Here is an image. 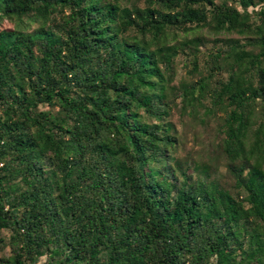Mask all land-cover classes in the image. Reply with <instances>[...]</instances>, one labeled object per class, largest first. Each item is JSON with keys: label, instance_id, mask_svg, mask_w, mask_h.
<instances>
[{"label": "trees", "instance_id": "obj_1", "mask_svg": "<svg viewBox=\"0 0 264 264\" xmlns=\"http://www.w3.org/2000/svg\"><path fill=\"white\" fill-rule=\"evenodd\" d=\"M6 20L0 264H264V0H0ZM188 121L215 154L179 157Z\"/></svg>", "mask_w": 264, "mask_h": 264}, {"label": "rangeland", "instance_id": "obj_2", "mask_svg": "<svg viewBox=\"0 0 264 264\" xmlns=\"http://www.w3.org/2000/svg\"><path fill=\"white\" fill-rule=\"evenodd\" d=\"M35 27H36L35 25H32L31 29H34ZM12 28H14V24L6 20L0 29L4 30V29H12ZM197 35L205 36L207 39L211 41H213V39L215 38L224 37L223 35H214L213 33H210L207 30L200 31L196 34V36ZM196 36L193 34L190 35L180 34L178 36V41H182L184 39H191ZM231 37L236 38L237 36L233 35ZM174 43L175 41L173 40L171 42V45ZM177 69L179 71L177 77L178 79L186 77V72L183 69V62H180V65L179 67H177ZM179 125H180L179 126L180 134L182 136V142H183V146L178 152L179 157L185 159L189 157L188 156L189 153H192L194 159L201 160V159H207L208 157L216 153L215 132L213 129H209L207 131L204 127H202V125L196 124L191 121H188L185 125L181 123ZM219 163L221 167L220 171L222 173H225L226 172L225 161L221 158Z\"/></svg>", "mask_w": 264, "mask_h": 264}, {"label": "built area", "instance_id": "obj_3", "mask_svg": "<svg viewBox=\"0 0 264 264\" xmlns=\"http://www.w3.org/2000/svg\"><path fill=\"white\" fill-rule=\"evenodd\" d=\"M3 166V164L0 162V168Z\"/></svg>", "mask_w": 264, "mask_h": 264}]
</instances>
